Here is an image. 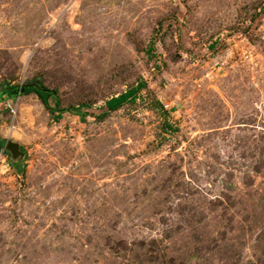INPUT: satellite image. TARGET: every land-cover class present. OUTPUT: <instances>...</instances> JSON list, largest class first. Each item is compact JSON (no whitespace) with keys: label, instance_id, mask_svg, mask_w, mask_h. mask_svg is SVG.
<instances>
[{"label":"rangeland","instance_id":"rangeland-1","mask_svg":"<svg viewBox=\"0 0 264 264\" xmlns=\"http://www.w3.org/2000/svg\"><path fill=\"white\" fill-rule=\"evenodd\" d=\"M29 82L0 264H264V0H0V90Z\"/></svg>","mask_w":264,"mask_h":264},{"label":"trees","instance_id":"trees-1","mask_svg":"<svg viewBox=\"0 0 264 264\" xmlns=\"http://www.w3.org/2000/svg\"><path fill=\"white\" fill-rule=\"evenodd\" d=\"M144 86V82L138 83L136 86L130 88L129 90L125 91L124 93L112 97L106 101L107 111H114L120 108L126 102L134 101L141 91L142 87ZM41 89L43 94L46 95L47 98H54L55 92L54 90H50L47 88L42 87L39 83H23L22 85H10L6 84V86L0 90V101H3L4 98H15L18 95L22 94H29L34 91H39ZM85 105H81L78 107H72L71 111L77 115H85L81 109L85 108ZM5 140L0 138V144H3Z\"/></svg>","mask_w":264,"mask_h":264},{"label":"water","instance_id":"water-1","mask_svg":"<svg viewBox=\"0 0 264 264\" xmlns=\"http://www.w3.org/2000/svg\"><path fill=\"white\" fill-rule=\"evenodd\" d=\"M6 148L12 152V154L20 153L19 146L13 142H7Z\"/></svg>","mask_w":264,"mask_h":264}]
</instances>
